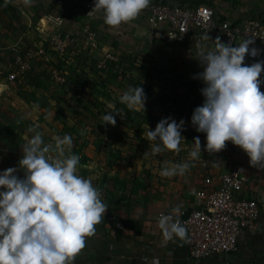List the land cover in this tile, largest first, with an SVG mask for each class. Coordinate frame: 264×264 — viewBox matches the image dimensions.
Wrapping results in <instances>:
<instances>
[{"label":"rangeland","instance_id":"374dc122","mask_svg":"<svg viewBox=\"0 0 264 264\" xmlns=\"http://www.w3.org/2000/svg\"><path fill=\"white\" fill-rule=\"evenodd\" d=\"M35 4L0 0V48L5 56L9 57L12 45L34 48L44 43L30 15L42 11ZM118 56L117 63L100 68L93 52L76 50L64 57L52 53V63L35 65L22 83L0 86V170L15 167L16 175L24 176L18 161L35 132L44 144L53 146L54 137H72L71 151L87 158L78 164L77 174L91 180L101 200L124 196L125 181L155 175L151 171L159 173L171 163L189 162L195 137L200 139L201 153L194 160L210 164L212 171L222 168L234 145L226 141L224 149L210 154L204 150L205 134L190 123L193 109L204 99L203 81L194 78L203 71L200 55L150 45ZM52 69L61 71L64 83L52 78ZM138 85L146 96L145 107L129 109L119 97L129 86ZM110 111L122 115L113 113L114 126L102 124V116ZM165 117L185 122L180 150L153 155L150 146L159 141H148L147 131ZM47 155L55 158L57 154L50 150Z\"/></svg>","mask_w":264,"mask_h":264},{"label":"clouds","instance_id":"9594fccd","mask_svg":"<svg viewBox=\"0 0 264 264\" xmlns=\"http://www.w3.org/2000/svg\"><path fill=\"white\" fill-rule=\"evenodd\" d=\"M32 2L23 0L25 6ZM149 2L94 0L92 11L101 10L105 24L118 26L135 19ZM215 41L214 49L200 53L203 71L194 78L203 81L204 99L193 109L190 123L205 134L208 153L221 151L230 141L246 153L251 166L264 169V92L260 90L264 80L259 79L264 61L244 64L246 55L258 54L256 48H249L250 39L234 46L219 37ZM119 100L129 109H144L146 96L140 85L129 86ZM113 113L121 115L110 111L102 116V124L114 126ZM184 123L183 119L179 123L171 117L160 119L154 130L147 131L148 141H159L150 146L151 153L179 151ZM53 139L54 146L44 144L35 132L25 143L18 161L23 177L16 175L15 167L0 170V264H70L108 208L91 180L77 174L80 157L71 151L72 137L64 134ZM193 144L189 157L197 158L199 137ZM50 150L57 154L55 158L47 155ZM188 168V162L171 163L160 175H183ZM178 211L179 206L157 218L165 240L186 237L183 224L173 218Z\"/></svg>","mask_w":264,"mask_h":264},{"label":"crops","instance_id":"0c3cea01","mask_svg":"<svg viewBox=\"0 0 264 264\" xmlns=\"http://www.w3.org/2000/svg\"><path fill=\"white\" fill-rule=\"evenodd\" d=\"M56 1L58 0H33L35 6L42 7V11L36 10L30 15L37 24L39 36L44 43L49 36L56 33L80 34L83 27L89 24L98 33L100 50L117 55L123 52L131 54L150 45L189 55L207 52L206 46L198 50L168 49L157 43L152 38L143 10L131 21L109 26L104 23L101 10L91 14L78 0H59V8L55 6ZM157 1L188 7L208 5L215 11L217 21L226 20L240 25L248 19L257 18L264 24V0H150ZM56 19L62 20V24H57ZM212 41L209 40V43ZM16 46L23 45H12L9 48ZM100 52H93L94 57H98ZM9 57L1 53L0 48L1 60L5 61ZM261 61H264V56ZM251 63L254 62L245 56L244 64ZM259 79L264 80V72ZM260 90L264 92V83L260 85ZM227 142L231 144L230 141ZM234 147L222 168L216 171H212L214 167L210 164L190 158L189 168L183 175L163 177L160 172L153 170L151 172L155 175H141L132 178L130 182L125 181L127 189L124 196L111 195L102 200L108 208L95 226V232L85 237L84 247L74 255L70 264H196L188 256L185 239L173 237L165 240L156 217L160 212H171L177 206L178 212H190L195 208V192L202 186L205 178H212L217 185L218 175L229 164L247 163L249 157L246 153L239 146ZM246 175L247 181L240 196L256 200L261 205V218L248 230L245 238L239 241L237 250L213 255L200 264H239L248 260L251 252L264 251V169L253 167L246 171Z\"/></svg>","mask_w":264,"mask_h":264},{"label":"built area","instance_id":"2783aa9c","mask_svg":"<svg viewBox=\"0 0 264 264\" xmlns=\"http://www.w3.org/2000/svg\"><path fill=\"white\" fill-rule=\"evenodd\" d=\"M89 13L93 14L94 0H78ZM150 26L152 38L168 49L205 50L215 48L216 38L221 42L238 45L245 39L252 40L249 48H256V56L246 55L252 61H261L264 56V24L257 18L246 20L242 24L229 21H217L215 11L208 5L193 7L172 5L162 1L149 2L143 9ZM59 25L62 20L56 19ZM215 32L212 43L206 37ZM208 45V46H207ZM84 48L88 52L100 50L98 33L86 24L82 33L53 34L45 43L35 48L11 47L10 56L3 61L0 58V85L16 86L37 64H50L52 53L64 57ZM98 67L117 63L119 56L102 50L98 56ZM53 79L64 83L61 71L51 70ZM253 166L234 162L218 175V184L207 177L195 192V208L190 212L173 213L186 229L185 243L189 258L196 264L207 258L237 250L248 230L256 224L262 215L261 205L253 199L240 196L245 182L246 171ZM171 212H160L169 214Z\"/></svg>","mask_w":264,"mask_h":264},{"label":"water","instance_id":"95a60500","mask_svg":"<svg viewBox=\"0 0 264 264\" xmlns=\"http://www.w3.org/2000/svg\"><path fill=\"white\" fill-rule=\"evenodd\" d=\"M210 41L213 40L215 37V32H212L210 34ZM219 264H230V262L227 263H219ZM237 264V263H236ZM239 264H264V251L262 250L261 252H251L250 255H248V260H244L240 262Z\"/></svg>","mask_w":264,"mask_h":264},{"label":"trees","instance_id":"16d2710c","mask_svg":"<svg viewBox=\"0 0 264 264\" xmlns=\"http://www.w3.org/2000/svg\"><path fill=\"white\" fill-rule=\"evenodd\" d=\"M31 72V71H30ZM28 75V74H27ZM27 75H26V77H25V79L24 80H26V78H27ZM24 80H22L20 83H22ZM72 153H74V154H77L78 155V153L77 152H75L74 150H72ZM86 160H87V158H81L80 157V161H79V163H82V164H84L85 162H86Z\"/></svg>","mask_w":264,"mask_h":264}]
</instances>
